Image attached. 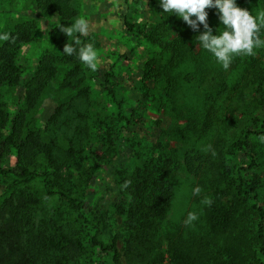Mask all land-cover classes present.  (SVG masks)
Listing matches in <instances>:
<instances>
[{"label": "trees", "instance_id": "16d2710c", "mask_svg": "<svg viewBox=\"0 0 264 264\" xmlns=\"http://www.w3.org/2000/svg\"><path fill=\"white\" fill-rule=\"evenodd\" d=\"M30 1L43 12L55 14L58 25L68 27L76 15L70 0ZM249 2L254 4V11H249L254 17L264 11V0H238L237 4L246 9ZM148 6L156 19L148 39L159 52L144 62L139 86L154 89L158 97L168 101L175 119L188 121L187 127L196 133L194 106L213 110L219 105L228 110L233 105L231 99L243 101V89L248 86L250 94L261 91L264 98L262 74L254 81L246 80L240 70H245L243 63L238 67L236 57L225 70L210 51L195 41L199 32L204 31L203 25H200L199 32H194L181 17L171 20V15L161 8L160 0H150ZM205 11L213 35L221 33L225 26L219 21L217 9L206 8ZM123 24L127 32H133V24L128 19H124ZM56 30L54 43L58 53L42 56L33 75L24 83L23 107L11 121L7 134L3 133L7 115L0 92V151L14 148L16 154V167H0V174L17 177L12 187L37 179L47 195L57 194L62 203L75 209L79 222L92 230L90 244L99 252L108 254L111 264H160L164 253L169 264H249L251 260L254 264H264V208L258 194L260 164L256 162L258 156L249 143L251 139L264 135V116L258 125L253 123L255 129H246L233 142V147L245 156L241 157L242 165L227 161L216 142V149L212 147L215 155L211 151L187 148L177 161L172 149L148 159L140 158L136 151L121 163L119 157L123 148L119 150L118 132L112 128L113 121L119 116L112 119L102 111H92L93 104L85 95L89 108L83 113L72 112L81 117L92 111L94 116L101 117L95 118L98 125L104 126L101 134L89 132L84 124H75L67 134L56 132V119L64 103H58L45 126L35 128L31 114L40 95L52 82L55 66H68L59 80L61 89H73L80 81L78 55L63 53L65 43H73V38H68L59 26ZM10 34L16 37V42L2 41L0 44L2 90L18 81L19 71L13 52L18 44L32 40V25L16 24ZM259 35L264 40V29ZM110 76L109 72L103 74V88L119 105L117 88L109 80ZM183 86L192 89L194 98L181 104ZM62 95H65L63 91ZM190 111L194 114L191 120L186 116ZM207 114H211L209 109ZM157 146L164 147L159 143ZM245 147L250 152H246ZM70 159L75 161L76 172L81 173L74 189L67 180L66 183L61 181L65 165L72 164ZM179 164L212 199L210 207L202 205V224L198 232L181 231L166 221L172 195L171 181ZM96 166L104 171L105 188L84 215L81 212L84 194L81 183ZM41 167L43 170H39ZM247 168H253L255 172L247 174ZM125 180H131V186L121 190ZM37 202L38 198L23 190L13 191L0 200V264H46L44 261L51 254L65 250L66 235L61 231L54 234L51 230L54 221L44 220L38 225L30 221L28 213Z\"/></svg>", "mask_w": 264, "mask_h": 264}, {"label": "rangeland", "instance_id": "374dc122", "mask_svg": "<svg viewBox=\"0 0 264 264\" xmlns=\"http://www.w3.org/2000/svg\"><path fill=\"white\" fill-rule=\"evenodd\" d=\"M154 1L158 2L159 0ZM149 2L150 0H70V5L76 15L69 26L78 18L87 20L88 35L86 37L76 35L79 36L82 45L88 43L94 45L98 56L97 70L92 71L86 64L80 62L78 76L80 81L75 88L69 90L68 88L61 89L59 84V80L68 66L56 65L52 82L40 95L31 114L34 127L45 126L58 103H64L63 109L56 119L55 130L58 133L67 134L75 124L79 126L84 124L89 132L101 134L104 126L95 122V118L101 119V117L94 116L92 111H102L112 119L119 116L113 121L112 128L118 132L119 143L117 146H119V150L123 148L119 157L121 163L136 151L140 153V158L148 159L164 154L167 149L174 150L178 161L181 152L185 149L201 150L210 141L209 144L214 149H216L215 142L217 143L227 161L242 165L243 161L241 160L245 156L233 147V142L246 129H255L253 123L258 125L263 118L264 98L260 94L261 91L250 94L249 86L245 89L242 87L243 101L231 99L230 104L233 105L228 110L220 108L219 105L218 107L215 105L213 110L204 106H194L196 111L194 113L197 114V122H194L196 133L187 127L188 121L181 118L175 119L168 101L158 97L154 89L151 91L146 87L139 86L144 62L159 52L148 39L156 21L148 6ZM237 3L238 0H236ZM252 5L254 4L249 2L246 9L254 11ZM158 13L160 12L158 11ZM170 15L171 20L177 19L176 14ZM124 19H128L133 24V32L126 31L123 24ZM19 23L32 25V40L18 44L13 52L14 63L19 71L17 83L3 90V86L0 87L1 99L7 115L4 134L10 131L11 121L23 107V85L33 75L38 61L46 54L56 55L58 53L54 43L58 25L55 14L43 12L35 2L30 0H0V34L10 33L12 28ZM2 41L0 40V44ZM254 50L256 51L255 56H235L238 67L243 63L245 70L242 68L240 70L243 71L245 79H252V81L261 74L264 76V48ZM106 72L111 73L109 80L115 83L114 86L117 88L116 99L120 101L119 105L103 88V74ZM256 82L255 84H257ZM62 91L65 95H62ZM83 95L87 96L89 102L93 104L92 111L82 114L81 117L75 116L73 110H76L77 114L89 108V102L85 101ZM234 96L236 97L237 94ZM193 98L192 89L183 86L181 104L189 103ZM208 109L211 112L209 115L207 114ZM192 115L194 114L190 111L186 116L191 120ZM206 119L209 121L207 122ZM257 138L251 139L249 143L253 152L258 156L256 162L260 164L258 173L261 186L258 194L264 208V143H260ZM157 143L164 147L158 148ZM244 149L246 152H250L248 147ZM70 162L72 164H66L61 172V181L66 183L67 180L74 189L76 178H81V173L76 172L75 161L70 159ZM245 164L244 162L243 165ZM0 167L11 169L16 167L14 148L0 151ZM39 170H43V167ZM245 172L251 174L255 170L247 168ZM104 178L102 167L96 166L82 181L81 186L84 194L81 212L84 215L88 214L97 198L104 191ZM49 179L52 181L51 177ZM16 182L17 177L0 174V200L13 191L18 193L23 190L31 193L38 198V202L28 213L30 221L34 225H38L44 220L54 221L51 228L54 234L61 231L66 235L64 238L66 241L65 250L57 252L55 255L51 254L44 261L46 264H111L108 254L99 252L96 246L90 244L89 235L92 230L79 222L77 212L73 207L62 203L57 194L47 195L41 182L37 179L12 187ZM171 184L172 195L166 213V221L169 222V225L178 226L181 231L198 232V227L202 224L203 204L201 201L208 195L207 190L202 188L201 194L194 196L193 188L197 186L196 180L185 172L180 164L174 170ZM189 212L199 214V219L194 221L192 226H186L183 222ZM62 244L61 242L60 245ZM162 246L165 247L164 241ZM160 264H169L166 253H164ZM249 264H254V260H251Z\"/></svg>", "mask_w": 264, "mask_h": 264}, {"label": "clouds", "instance_id": "9594fccd", "mask_svg": "<svg viewBox=\"0 0 264 264\" xmlns=\"http://www.w3.org/2000/svg\"><path fill=\"white\" fill-rule=\"evenodd\" d=\"M160 6L164 12L181 17L194 32H199L200 25H203L204 31L199 32L195 41L205 50L210 51L225 70L229 68L235 56H255L254 49L264 48V40L259 35L261 29H264V11H259L254 17L247 9L239 7L236 0H160ZM213 7L218 11L220 23L225 26L224 30L216 35H213V29L208 23V13L205 11L206 8ZM57 26L68 38H73V43H65L63 53L69 56L78 55L81 62L92 71H96L98 56L94 45L91 43L82 45L79 39V36L86 37L89 33L87 20L78 18L71 26ZM0 40L15 43L16 37L10 33H3L0 34ZM257 139L260 143H264V135H260ZM201 151H211L215 155L210 144L202 147ZM131 183V180H125L121 190L130 187ZM201 192L200 186L193 188L194 196H199ZM201 203L210 207L212 199L205 196ZM198 219V213L189 212L183 222L186 226H192Z\"/></svg>", "mask_w": 264, "mask_h": 264}]
</instances>
